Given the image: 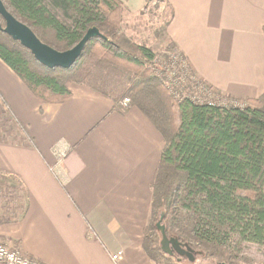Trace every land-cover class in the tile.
<instances>
[{"label": "crops", "instance_id": "crops-1", "mask_svg": "<svg viewBox=\"0 0 264 264\" xmlns=\"http://www.w3.org/2000/svg\"><path fill=\"white\" fill-rule=\"evenodd\" d=\"M121 1L133 14L146 4ZM163 1L173 16L166 32L193 74L241 102L264 93V0ZM70 90L63 102L42 103L0 64L4 111L28 137L0 142V170L28 194L20 249L43 264H113L120 251L119 264L144 261L162 135L139 108L117 110L113 94L86 84ZM56 144L70 151L54 172Z\"/></svg>", "mask_w": 264, "mask_h": 264}, {"label": "trees", "instance_id": "trees-1", "mask_svg": "<svg viewBox=\"0 0 264 264\" xmlns=\"http://www.w3.org/2000/svg\"><path fill=\"white\" fill-rule=\"evenodd\" d=\"M2 1L59 51L74 47L91 27L107 37L89 40L70 68L51 69L0 30V59L42 103L63 102L72 95L73 83L102 91L90 83L97 63L134 71L125 89L113 94L116 109H129L121 104L129 98V107L139 108L164 140L152 184L153 215L143 235L150 258L160 256L165 264L174 259L158 244L156 222L162 218L169 237L207 257L227 264L264 262V93L227 105L176 101L147 69L156 54L145 44H121L118 0Z\"/></svg>", "mask_w": 264, "mask_h": 264}, {"label": "rangeland", "instance_id": "rangeland-1", "mask_svg": "<svg viewBox=\"0 0 264 264\" xmlns=\"http://www.w3.org/2000/svg\"><path fill=\"white\" fill-rule=\"evenodd\" d=\"M118 1L121 3L120 24L118 27L121 44H129V42L145 44L156 54L155 60L148 64L147 69H149V72L154 77L164 83L176 101L189 98L199 103L214 102L222 105L234 103L233 100L236 98H231L218 92V89L214 88L211 84L199 79L195 74H192L190 64L183 56L182 51L178 46L176 47L174 45L175 42L170 39L166 32V25L167 23L170 25L173 16L170 14V9L167 7L165 1L146 0V4L137 14H133L121 0ZM180 20L181 17L179 14L177 24L178 30L181 28ZM0 22L3 23L1 19ZM1 37L2 39L5 38L4 35H1ZM172 46L174 47L171 48ZM0 64L10 72H13V74H16V72L1 59ZM133 73L134 71L132 69L126 68L125 66L109 70L107 67L97 63L92 70V82L90 83L99 87L100 90L104 92L118 94L125 89ZM87 85L93 87L90 84ZM123 101L124 99L121 101V104ZM129 104L130 101L128 105H122L126 108H130ZM147 104L151 106L152 103ZM5 108L6 105L0 96V142H5V139L11 135H13L12 139L17 144L21 143V136L23 141L28 140L22 127L15 120L12 121L8 119L9 117L4 111ZM27 208L28 194L20 179L14 175H10V173L0 170V243H5L11 247L20 249V240L16 235V229L19 221L26 215ZM156 235L158 236L159 244L162 240L160 231H157ZM143 244L144 241L142 239V247ZM159 246L161 247V244H159ZM193 249L195 250L194 261L188 260L187 257L181 261H177L176 258L178 255H175L171 264L219 263L215 256L207 257L202 251L195 248ZM143 253L145 256L144 261L140 260L138 257H134L131 260L132 263L165 264L160 256L155 259L150 258L145 252L144 247ZM240 264L250 263L241 262ZM253 264H264V262H253Z\"/></svg>", "mask_w": 264, "mask_h": 264}, {"label": "water", "instance_id": "water-1", "mask_svg": "<svg viewBox=\"0 0 264 264\" xmlns=\"http://www.w3.org/2000/svg\"><path fill=\"white\" fill-rule=\"evenodd\" d=\"M0 15L5 20V27L0 25V30L8 34L12 39L19 41L21 45L33 54L38 62L51 69L56 67L70 68L81 56L89 40L93 38L107 39L97 27H91L74 47L65 51H59L41 41L27 24L18 20L8 11L2 0H0ZM157 227L162 236L160 244L161 250L164 253L173 255L176 252L186 256L190 261L195 260V250L188 243H183L178 238L167 235L166 226L162 224V218L158 221ZM218 264L227 263L219 262Z\"/></svg>", "mask_w": 264, "mask_h": 264}, {"label": "built area", "instance_id": "built-area-1", "mask_svg": "<svg viewBox=\"0 0 264 264\" xmlns=\"http://www.w3.org/2000/svg\"><path fill=\"white\" fill-rule=\"evenodd\" d=\"M129 98H125L123 105H128ZM70 148L66 144H56L53 148L56 162L51 170L57 172L58 169L63 170V162L68 155ZM59 175V173H58ZM122 252L112 255L113 264H119ZM0 264H43L40 260L25 254L20 249L11 247L5 243H0Z\"/></svg>", "mask_w": 264, "mask_h": 264}, {"label": "flooded vegetation", "instance_id": "flooded-vegetation-1", "mask_svg": "<svg viewBox=\"0 0 264 264\" xmlns=\"http://www.w3.org/2000/svg\"><path fill=\"white\" fill-rule=\"evenodd\" d=\"M175 255H178V257L176 258L177 261H181V260H183V259L186 258V256L180 255V254H178V253H176V252H175L173 255H171V256H175Z\"/></svg>", "mask_w": 264, "mask_h": 264}]
</instances>
